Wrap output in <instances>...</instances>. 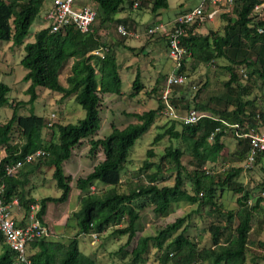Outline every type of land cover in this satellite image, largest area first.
Instances as JSON below:
<instances>
[{
  "label": "trees",
  "instance_id": "16d2710c",
  "mask_svg": "<svg viewBox=\"0 0 264 264\" xmlns=\"http://www.w3.org/2000/svg\"><path fill=\"white\" fill-rule=\"evenodd\" d=\"M89 1L97 9V18L90 32L83 33L73 25L52 32L50 27L43 26L42 18L41 26L30 38L31 27L42 12L46 13L48 1L0 0V41L25 46L26 55L21 64L28 71L25 81L31 82L27 90L31 96L30 103L38 96L36 89L43 87L57 92L63 99L73 97L85 111V118L76 124L53 125L54 120H50L49 126L45 118L34 113L19 116L21 103L10 102V87L0 83V110L8 103L14 110L10 120L0 124V152L6 150L10 154L9 160L20 159L39 149L49 153L45 159L25 166L18 177L4 178L7 199L18 197L26 210L31 203H39V216L45 224L48 204L66 202L71 194V178L65 174L63 166L72 157L73 150L82 141L90 139V153L97 155L101 150L104 155V159L89 174L77 179L76 188L82 193L80 208L69 218V221L75 220L77 234L68 243L52 240L51 237L30 243L28 258L31 264H97L80 250L78 238L88 234L101 236L111 228L112 237H127L126 244L118 251L119 255H129L127 264H147L149 261L152 264H247L250 245L264 249V242L251 241L254 219L259 224L264 223V197L253 198L251 189L239 181L243 172L252 171L254 167H259L264 174V150L257 153L251 168L246 169L243 165L251 150L250 139L245 135L264 129V19L255 20L250 16L260 0H239L233 12L221 15L220 28L209 27L207 30L210 24L198 28L193 25L182 35V45L187 54L177 73L184 75L186 80L175 88L187 84L186 72L190 60L193 61L192 69L195 64L208 66L217 60H225L227 64L220 67L229 74V78L223 82V91L212 95L206 102L197 98L207 88L208 82L194 87V98L189 100L194 107L190 109L204 116L196 124L186 125L172 120L171 125L162 127L163 132L156 135L154 145L168 138L172 143L176 141L178 146L172 143L166 146L156 163L151 160L155 157L153 150H148L147 158L137 172L145 175L148 183L127 190L122 189L125 186L123 172L131 149L155 125L165 104L161 96L157 108L131 114L136 119L135 123H129L124 128L112 125L110 135L98 139L94 137L100 127L103 98L106 94H122L117 53L102 38L99 28L111 23L128 24V18L119 16L133 9L135 2L139 3V7L150 5L156 19L170 9V4L169 0ZM161 40L167 45L164 37ZM120 45L129 51H136L135 47ZM100 48L108 49L103 58L92 54ZM172 63L174 70L175 64ZM67 66L63 82L60 77ZM132 89V97L144 89L139 74ZM257 91L260 94H256ZM179 100H182L181 96L173 97L170 92V102L178 114ZM53 126L52 139L46 141L43 131ZM14 127L20 132L21 140L17 143L11 141ZM229 135L236 142L229 158L231 161L228 160L233 165L220 173H208L204 167L220 161L226 149L224 138ZM185 157H189L188 165L184 164ZM165 164L175 175L171 186L160 184L166 180L163 172ZM44 167L52 170V178L62 191L60 198L38 201L26 190L31 176ZM97 185L106 188L102 193H96L93 190ZM253 189L264 191V181ZM226 191L238 196V206L234 210L224 208L221 202ZM179 203L197 205L198 210L209 209L210 214L215 216L206 227L211 246L199 247L198 242L188 234L191 219V214H188L158 230L156 235L139 237L131 251L125 252L140 230L141 209L151 205L155 214L165 217ZM258 223L256 232L259 236L262 227ZM184 224L185 229L173 237ZM154 252L155 258L151 260ZM0 264H16V253L5 244L1 235Z\"/></svg>",
  "mask_w": 264,
  "mask_h": 264
},
{
  "label": "rangeland",
  "instance_id": "374dc122",
  "mask_svg": "<svg viewBox=\"0 0 264 264\" xmlns=\"http://www.w3.org/2000/svg\"><path fill=\"white\" fill-rule=\"evenodd\" d=\"M87 4H91L89 0H84ZM198 0H186L185 3L195 6ZM171 5L174 0H170ZM173 6V5H172ZM171 6V7H172ZM183 5L175 6L167 11H163L159 20H156V16L151 13L150 5L143 4L141 7L129 9L123 13L121 18H128L129 23L123 24V26L129 32V35L123 36L116 31V26L119 24L111 23L102 28H99V33L102 38L105 39L111 47L115 49L117 53V60L121 69L122 76V94H106L103 98V105L101 108V118L99 123V130L94 136L96 139L104 138L110 135L111 126L115 125L119 128L126 127L129 123H135L136 119L131 116L132 113H143L150 109L158 107L159 99L162 96V92L166 89V83L168 76L173 71V63L167 54V45L165 41L161 40L160 36H151L147 34V30L150 26L156 22H166L172 20L175 16H178L183 12ZM43 12L41 16L36 19L31 27V34L39 29L42 24ZM122 13L120 14V16ZM119 16V18H120ZM221 21V22H220ZM222 19L218 24H210L207 26L212 28H220ZM99 26V23L96 24ZM135 47L136 51L132 52L121 46L120 44ZM26 55L25 46L14 45L13 42L0 41V83H4L10 87L8 94L10 102L21 103L19 107V116H30L32 113L45 118L50 123L51 115H55L53 125L62 123L76 124L80 120L85 118V111L80 104L72 97L69 99L61 98L60 94L51 91L49 89L38 87L36 92L38 94L34 102L30 103V94L27 90L31 85V82L25 81V77L28 73L27 69L21 64L23 57ZM192 60L188 62L187 68V84L183 87L170 88L171 94L174 96H181L182 100H179V113L185 114L187 110L193 108V103L189 100L194 98V87L208 82V86L198 96V101L206 102L212 95L220 94L223 91V82L229 78V74L224 71L220 66L227 64L225 60H217L214 64L204 65L195 64V68L192 69ZM68 72V66L61 74V80H66ZM140 75L141 81L144 84V89L139 95L134 97L130 96L133 89V82L137 75ZM156 89V91H154ZM256 94H260L257 91ZM190 105V106H189ZM13 106L8 103L0 110V124H5L13 115ZM130 114V115H129ZM172 120L161 111L156 119V123L152 126L144 135H142L137 141L134 147L131 149L129 161L123 172V184L125 186L122 189L127 190L129 187H135L143 183H148L145 175L137 173L143 166L145 159L147 158V151L153 150L155 157L152 158V162L156 163L159 160L160 155L163 153L166 146L171 144L168 138L163 139L159 144L153 143L154 138L158 133L163 132L162 127L171 125ZM54 128V129H53ZM264 130V129H261ZM55 131V126L51 128H45L43 131V137L46 141H50ZM11 141L13 143L19 142L20 132L14 127L11 133ZM57 139V138H56ZM226 143L225 152L219 162L216 165H228L231 167L233 163L229 162L230 155L235 150V138L231 135L224 138ZM90 139L82 141L73 150V155L69 161L65 162L63 168L65 174L71 178V194L66 202L55 203L50 202L48 204L46 226L52 233V240L68 243L77 233L75 220L69 221L73 212L80 208L81 191L76 188L77 179L85 177L93 170V166L104 158L102 151L100 150L97 155L90 153ZM176 147L178 143L175 141ZM99 159V160H98ZM184 164L188 165L189 157H185ZM231 161V160H230ZM229 162V163H227ZM243 164V162H242ZM245 164V163H244ZM243 164V165H244ZM208 169L212 168L211 164L206 165ZM189 167V166H188ZM170 166L164 165V176L166 180L161 182V185H173L175 181V175L169 171ZM52 170L48 167H44L42 170L37 171L31 176L26 190L31 193L34 199L45 198H60L62 191L57 187L56 182L52 178ZM140 176V177H139ZM239 181L251 189L253 198H257L259 195L264 197V191L262 189L254 190L258 184L264 181V174L260 171L259 167H254L253 170L245 171L239 177ZM106 187L103 185H97L96 193H102ZM237 194L234 192L226 191L221 199V202L226 209L234 210L237 208ZM253 202V201H252ZM197 205H191L189 203H179L173 206L171 214L162 217L153 211V206L147 205L140 210V219L138 222L139 232L137 237L131 245L125 248V252H130L136 245V241L141 236L156 235L158 230L164 228L168 224L173 223L177 218L191 214L189 222L188 234L192 236L199 247H209L212 245L210 233L206 231V227L214 221L215 216L210 214L209 209L198 210ZM69 221V222H68ZM257 223L254 219L253 228L254 232L251 234V241L264 242V223H258L261 228V233L257 235ZM184 224L177 232L173 234V237L177 236L183 229ZM113 229H109L105 234L101 235L95 245H92L93 237L91 235L79 236L80 250L92 257L97 264H127L129 262V255H119L118 251L127 242V237H112ZM155 252L150 256L151 260L155 258ZM264 249L250 245V252L247 264H264ZM149 261L147 264H152Z\"/></svg>",
  "mask_w": 264,
  "mask_h": 264
},
{
  "label": "built area",
  "instance_id": "2783aa9c",
  "mask_svg": "<svg viewBox=\"0 0 264 264\" xmlns=\"http://www.w3.org/2000/svg\"><path fill=\"white\" fill-rule=\"evenodd\" d=\"M49 9L43 15V26L51 28L52 32H59L68 25L75 26L83 33L90 32L97 18V9L93 4H87L84 0H47ZM239 0H198L197 4L172 20L159 22L150 26L147 34L151 36L164 37L167 41V54L174 62V70L167 78L166 89L162 93L165 104L163 113L171 120H177L186 125L196 124L204 116L195 109H190L185 115H180L170 102V88L185 83V76L178 74L183 60L186 57V49L182 45V35L191 26L203 27L205 24H218L223 13L234 11L235 4ZM134 7H139L135 2ZM255 20L264 19V0H260L250 14ZM117 32L123 36L129 32L123 25L117 26ZM262 33L263 30H260ZM107 48L94 50L92 54L104 57ZM56 116L51 115L50 120ZM51 123H49V126ZM250 139L251 150L245 161V168H251L255 164L258 152L264 150V130L252 133ZM16 155V154H14ZM49 153L39 149L27 154L17 160H9L10 154L6 150L0 152V235L5 244L16 253V264H31L28 258V246L37 239L51 237L52 233L39 216L41 205L31 203L26 210L18 197L7 199L6 184L4 178L18 177L22 169L27 165H33L39 160L45 159ZM8 159L7 161H5ZM212 168L204 169L208 173H220L229 169L228 165H211ZM92 245H95L100 237L99 234H92Z\"/></svg>",
  "mask_w": 264,
  "mask_h": 264
},
{
  "label": "crops",
  "instance_id": "0c3cea01",
  "mask_svg": "<svg viewBox=\"0 0 264 264\" xmlns=\"http://www.w3.org/2000/svg\"><path fill=\"white\" fill-rule=\"evenodd\" d=\"M185 1H186V0H174V2H173V4H172L173 6H172V5H171V2H170V0H169L170 8H175V6H177V5H178V6L183 5L181 8L184 9V10H183V12H184V11L188 10L189 8L193 7L192 5L187 4L188 2L185 3ZM85 3H88V1L85 2ZM89 4H90V3H89ZM171 6H172V7H171ZM48 9H49V6H48ZM122 16H123V13H122V15L120 16V18H121ZM159 18H160V17H158L156 20H159ZM162 22H163V21H162ZM156 23H159V22H156ZM125 45H128L127 42L125 43ZM103 159H104V158H103ZM103 159H102V160H103ZM98 160H99V159H98ZM102 160H101V161H102ZM99 162H100V161H99ZM99 162H97V163H99ZM97 163H96V164H97ZM96 164H95V165H96ZM95 165H94V166H95ZM94 166H93V167H94ZM30 194H31V193H30ZM35 200H38V199H35ZM38 201H39V200H38ZM46 216H47V215H46ZM46 216L44 217V222H45V224H46Z\"/></svg>",
  "mask_w": 264,
  "mask_h": 264
}]
</instances>
